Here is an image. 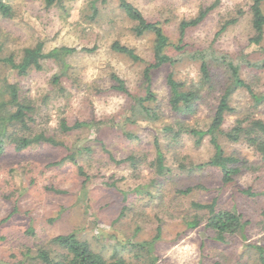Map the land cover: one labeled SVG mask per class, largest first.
Listing matches in <instances>:
<instances>
[{"label": "rangeland", "instance_id": "obj_1", "mask_svg": "<svg viewBox=\"0 0 264 264\" xmlns=\"http://www.w3.org/2000/svg\"><path fill=\"white\" fill-rule=\"evenodd\" d=\"M6 1L13 6L14 16H0L1 57L12 54L18 61L22 48L37 41L44 43V51L61 46L77 51L63 61L44 59L41 69L25 75H18L0 61V78L19 82L35 99L39 127L64 143L42 144L20 153L9 150L0 156V261L15 264L21 250L34 251L37 245H47L54 235L68 232H75L105 257L120 255L135 262L130 243L154 239L153 254L158 264H227L239 259L244 244H264V195L251 197L237 192V188L248 185L260 189L264 183L244 175L234 186H225L212 169L189 172L180 167V160L192 167L211 156L207 138L197 147L187 134L174 145L162 139L165 164L171 172L158 185L152 184L156 174L149 164L155 152L153 138L161 136V126L184 120L205 128L210 107L226 82V68L212 63L211 72L218 78L217 91L204 97L195 114L185 119L177 116L168 103L166 79L169 74L186 83L198 79L199 61L191 55L194 50L223 52L235 62L242 53L249 54L250 61L261 59L259 46L248 42L252 35L250 0H128L147 19L161 23L170 42L166 51L176 59L151 72L155 100L148 104L159 114L155 122L140 117L123 121L129 113L130 99L114 89L110 75L115 73L123 79L131 93L143 95L142 70L146 62L153 60V36H135L131 31L134 22L118 8L117 0L105 4L98 1V13L93 17L90 0L64 1L51 7H46L44 0ZM209 5L213 8L204 20L187 28L185 52L176 50L173 45L178 41L180 21L195 17L202 6ZM236 16L235 22L220 31L224 22ZM114 40L132 47L144 62L112 51ZM240 75L253 90L264 91L263 70L243 63ZM53 77L58 83L52 81ZM232 103L244 111L251 100L244 88H237ZM254 111V116L264 120V105ZM61 118L69 124L84 120L103 123L97 129L80 128L64 135L58 130ZM234 118V114L226 115L224 127L230 126ZM110 119L116 120L114 126L105 123ZM123 123L135 138L123 135ZM223 147L227 152L253 157L244 145L224 142ZM71 153L74 161L66 159L60 165H50ZM129 155L139 158L135 168L129 162L118 164L110 158L119 160ZM185 189L188 192L182 193ZM213 198L225 208L235 206L250 219L244 237L236 235L223 244L213 239L204 222L197 228H186L184 216L194 212L199 217L207 216L205 211H193L191 203L210 202Z\"/></svg>", "mask_w": 264, "mask_h": 264}, {"label": "trees", "instance_id": "obj_2", "mask_svg": "<svg viewBox=\"0 0 264 264\" xmlns=\"http://www.w3.org/2000/svg\"><path fill=\"white\" fill-rule=\"evenodd\" d=\"M64 1L71 0H44L46 7L62 4ZM105 4L108 0H90L91 17L98 13L97 2ZM264 0H250L248 11L250 13V26L252 35L248 42L259 46L258 51L261 59L250 61L249 54L242 53L238 57L240 60L235 62L233 58L226 53L216 54L210 49H196L191 53L192 58L199 61V77L196 81L186 83L176 80L172 74L167 76L166 82L169 90L168 103L177 116L185 119L187 116L195 114L199 106L204 102V97L217 91L216 82L217 73L211 72V64H222L226 70V82L221 89V93L215 104L210 107L209 123L202 127H196L187 124L184 120H176L174 124H164L160 128V135L153 138L155 149L154 157L149 161L156 177L151 179L152 184L158 185L162 178L169 177L170 167L165 164V155L161 140L167 144H176L183 134H187L193 139V144L197 147L207 138L212 146L211 156L204 162L187 166L186 161H179L183 170L202 171L204 168L214 170L219 177L222 185L234 186L237 179L246 175L259 179L264 183V120L254 116L259 106L264 105V91L253 90L252 84L245 81L240 75V64L245 63L248 67L264 71ZM118 8L124 15L134 22L131 31L135 36H144L152 34L153 36V60L146 62L142 70L143 95L133 94L129 91L123 79L117 74L111 73L113 87L119 92L124 93L130 99L129 113L125 116V121H131L135 117H140L148 122H155L159 119L157 111L149 106V102L154 101V93L151 91V72L165 63H173L176 59L167 53L166 48L170 45L168 37L165 35L159 21L147 19L143 13L128 0H117ZM213 5L202 6L198 14L190 19H183L179 23V36L174 48L185 52L184 36L187 28L194 27L204 20ZM240 10L237 11L240 14ZM0 16L5 19H11L14 16L13 6L6 0H0ZM236 17H232L222 24L221 30H224L229 24L235 22ZM2 44H0V50ZM110 48L112 51L122 54L133 61L144 62L132 47L114 40ZM83 50H92L83 48ZM77 51L75 47L61 46L44 51V43L37 41L32 46L23 47L20 59L15 60L12 54L0 56V61L10 66L18 75H25L31 70L42 68V60L52 59L63 61L65 56ZM190 55V56H191ZM53 82L58 83V78L53 77ZM237 88H244L251 100V105L240 111L232 103V98ZM202 102V103H201ZM38 107L35 99L32 98L20 85L18 81H9L6 78H0V156L11 150L13 152H26L33 147L42 144L50 146H64V143L57 139L47 129L39 127L36 122L38 116ZM234 114L233 123L224 127L226 115ZM116 120H107L105 123L115 125ZM103 121H74L69 124L65 118H61L58 124V130L62 134H67L80 128L97 129ZM124 123L120 127L121 132L127 138H135V135L124 129ZM240 144L249 148L253 152V157L248 158L236 152H227L223 143ZM111 160L121 164L129 162L132 168L139 163V158L135 155H129L123 159ZM66 159L74 161V154H68L57 162L50 165H60ZM10 169L9 171L11 172ZM78 173L83 175V169L78 167ZM113 183H111L112 185ZM189 189L181 190L187 193ZM60 192V191H58ZM237 192L246 196L254 197L264 195V187L255 189L248 185L237 188ZM193 211H205L207 216L199 217V213H192L189 217L184 216V224L187 229L197 228L201 222L204 227L212 231L213 239L220 243H227L229 238L236 235L245 236L246 227L250 224V219L245 217L238 209L233 206L225 208L220 206L217 198L210 202L191 203ZM261 215L264 217V207ZM204 218V219H202ZM30 232V230H28ZM152 240L130 243L135 251L134 256L137 262L131 261L123 256L108 258L94 251L90 244L80 239L75 232L57 234L51 237L47 245H37L35 250L26 248L21 250L15 264H158L156 256L153 254ZM33 251V252H32ZM239 259L227 264H264V244L249 243L244 244V248L237 256ZM0 264H6L0 261ZM218 264V262L216 263Z\"/></svg>", "mask_w": 264, "mask_h": 264}]
</instances>
